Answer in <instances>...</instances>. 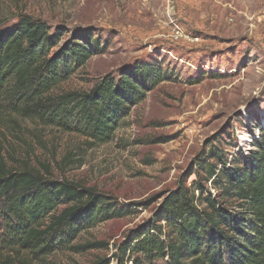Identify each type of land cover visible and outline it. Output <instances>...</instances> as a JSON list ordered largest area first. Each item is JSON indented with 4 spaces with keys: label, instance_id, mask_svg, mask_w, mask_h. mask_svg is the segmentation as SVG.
I'll return each mask as SVG.
<instances>
[{
    "label": "rangeland",
    "instance_id": "rangeland-1",
    "mask_svg": "<svg viewBox=\"0 0 264 264\" xmlns=\"http://www.w3.org/2000/svg\"><path fill=\"white\" fill-rule=\"evenodd\" d=\"M20 15L61 27L64 37L88 30L92 41L99 38L100 51L53 95L87 92L103 77L142 63L169 76L144 94L104 145L28 121L0 128L18 162L93 188L123 208L77 241L102 246L40 260L21 254L24 264H116L126 234L153 216L158 203L151 199L175 188L207 140L232 129L231 151L253 150L264 128V0H0V28Z\"/></svg>",
    "mask_w": 264,
    "mask_h": 264
},
{
    "label": "trees",
    "instance_id": "trees-1",
    "mask_svg": "<svg viewBox=\"0 0 264 264\" xmlns=\"http://www.w3.org/2000/svg\"><path fill=\"white\" fill-rule=\"evenodd\" d=\"M67 33L28 15L0 28V128L28 121L92 146L107 144L168 73L142 63L117 78L103 77L87 92L53 95L100 51L91 31ZM232 134L230 129L207 140L175 188L151 199L158 203L153 216L126 234L116 264H264V128L247 153L231 151ZM122 212L117 201L93 188L18 162L0 140V264H24L21 254L40 260L63 250L95 249L102 245L77 241Z\"/></svg>",
    "mask_w": 264,
    "mask_h": 264
}]
</instances>
